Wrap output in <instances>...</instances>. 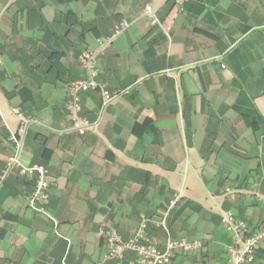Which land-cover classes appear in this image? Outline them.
Returning a JSON list of instances; mask_svg holds the SVG:
<instances>
[{"label":"crops","instance_id":"obj_1","mask_svg":"<svg viewBox=\"0 0 264 264\" xmlns=\"http://www.w3.org/2000/svg\"><path fill=\"white\" fill-rule=\"evenodd\" d=\"M86 49L99 84L124 93L81 136L67 88ZM81 97L97 120L101 95ZM15 108L30 120L20 160L47 169L57 229L28 208L33 177L2 180ZM262 195L264 0H0V264H113L101 228L128 241L143 222L160 250L200 245L168 264H227L224 215L264 226Z\"/></svg>","mask_w":264,"mask_h":264},{"label":"built area","instance_id":"obj_2","mask_svg":"<svg viewBox=\"0 0 264 264\" xmlns=\"http://www.w3.org/2000/svg\"><path fill=\"white\" fill-rule=\"evenodd\" d=\"M143 15L150 21L152 26H161L157 8L146 6ZM127 27L128 24L122 23L116 28L115 34H121ZM79 63L85 72V77L68 86V102L66 108L69 116L74 122L73 130L78 132L79 135L84 136L89 129L95 128L98 125V120L107 108L117 98L122 96L124 92H113L99 84L98 78L100 70L94 50H84L79 57ZM90 92H98L101 95L98 119L95 121H91L83 116L81 96ZM13 113L18 118L21 125L17 133H12L10 135V141L14 145V155L7 161L2 180L4 181L14 170H18L21 177H33L34 186L32 192L26 198L28 208L46 217L57 229L58 223L47 211L51 186L47 169L39 165L26 166L20 160L23 142L30 120L19 108L13 109ZM257 199L264 208V195L260 197L257 196ZM222 224L225 230L234 236L231 254L227 264H254L259 255L261 244L264 242V226L251 230L246 222L238 220L233 213L224 215ZM100 233L107 242L104 258L106 261H110L113 264H124L126 256L129 253L135 256L134 264H168L178 250L190 254L200 247L197 243H191L184 238H180L169 239L165 250H160L155 244L150 242L147 236V224L145 222L141 224L136 236L128 241H124L119 234L112 229L105 230L101 228Z\"/></svg>","mask_w":264,"mask_h":264}]
</instances>
